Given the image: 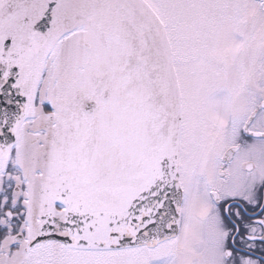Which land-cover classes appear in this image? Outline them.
I'll use <instances>...</instances> for the list:
<instances>
[{"label": "snow or ice", "instance_id": "1", "mask_svg": "<svg viewBox=\"0 0 264 264\" xmlns=\"http://www.w3.org/2000/svg\"><path fill=\"white\" fill-rule=\"evenodd\" d=\"M0 264H264V0H0Z\"/></svg>", "mask_w": 264, "mask_h": 264}]
</instances>
